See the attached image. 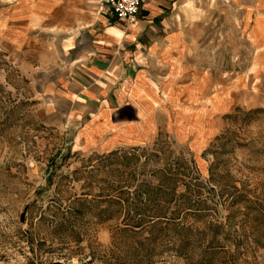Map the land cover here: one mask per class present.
Returning a JSON list of instances; mask_svg holds the SVG:
<instances>
[{
  "label": "rangeland",
  "instance_id": "obj_1",
  "mask_svg": "<svg viewBox=\"0 0 264 264\" xmlns=\"http://www.w3.org/2000/svg\"><path fill=\"white\" fill-rule=\"evenodd\" d=\"M11 6L0 0V264H264V107L208 111L199 131L169 111L175 128L150 142L82 149L39 108L54 55L14 39Z\"/></svg>",
  "mask_w": 264,
  "mask_h": 264
},
{
  "label": "crops",
  "instance_id": "obj_2",
  "mask_svg": "<svg viewBox=\"0 0 264 264\" xmlns=\"http://www.w3.org/2000/svg\"><path fill=\"white\" fill-rule=\"evenodd\" d=\"M7 2L14 39L54 55L39 108L82 149L150 142L169 111L199 131L208 111L264 107V0H143L132 23L103 0Z\"/></svg>",
  "mask_w": 264,
  "mask_h": 264
},
{
  "label": "built area",
  "instance_id": "obj_3",
  "mask_svg": "<svg viewBox=\"0 0 264 264\" xmlns=\"http://www.w3.org/2000/svg\"><path fill=\"white\" fill-rule=\"evenodd\" d=\"M143 0H103L107 10L117 20L132 23L139 11Z\"/></svg>",
  "mask_w": 264,
  "mask_h": 264
},
{
  "label": "trees",
  "instance_id": "obj_4",
  "mask_svg": "<svg viewBox=\"0 0 264 264\" xmlns=\"http://www.w3.org/2000/svg\"><path fill=\"white\" fill-rule=\"evenodd\" d=\"M156 218H160V216H158V217H156ZM156 218H155V219H156ZM139 226H140V224H137V226H136V227H139Z\"/></svg>",
  "mask_w": 264,
  "mask_h": 264
}]
</instances>
